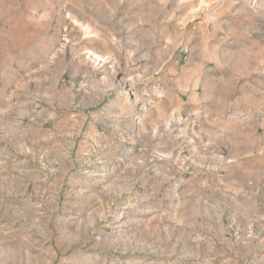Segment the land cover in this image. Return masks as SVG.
<instances>
[{"label": "rangeland", "instance_id": "1", "mask_svg": "<svg viewBox=\"0 0 264 264\" xmlns=\"http://www.w3.org/2000/svg\"><path fill=\"white\" fill-rule=\"evenodd\" d=\"M0 264H264V0H0Z\"/></svg>", "mask_w": 264, "mask_h": 264}]
</instances>
